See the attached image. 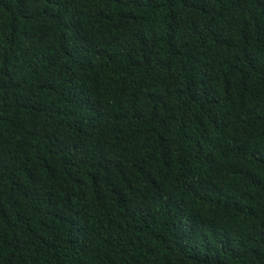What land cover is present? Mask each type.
<instances>
[{
	"label": "trees",
	"instance_id": "obj_1",
	"mask_svg": "<svg viewBox=\"0 0 264 264\" xmlns=\"http://www.w3.org/2000/svg\"><path fill=\"white\" fill-rule=\"evenodd\" d=\"M0 264H264V0H0Z\"/></svg>",
	"mask_w": 264,
	"mask_h": 264
}]
</instances>
